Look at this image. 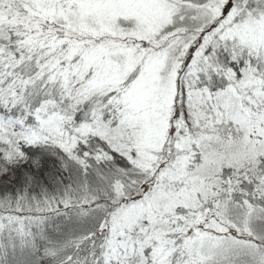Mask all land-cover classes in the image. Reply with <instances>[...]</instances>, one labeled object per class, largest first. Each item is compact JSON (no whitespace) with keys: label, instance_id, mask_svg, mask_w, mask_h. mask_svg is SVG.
<instances>
[{"label":"snow or ice","instance_id":"6c2138e0","mask_svg":"<svg viewBox=\"0 0 264 264\" xmlns=\"http://www.w3.org/2000/svg\"><path fill=\"white\" fill-rule=\"evenodd\" d=\"M0 264H264V0H0Z\"/></svg>","mask_w":264,"mask_h":264}]
</instances>
